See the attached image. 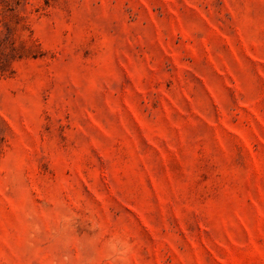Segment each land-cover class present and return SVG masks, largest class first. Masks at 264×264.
I'll use <instances>...</instances> for the list:
<instances>
[{
	"label": "rangeland",
	"instance_id": "obj_1",
	"mask_svg": "<svg viewBox=\"0 0 264 264\" xmlns=\"http://www.w3.org/2000/svg\"><path fill=\"white\" fill-rule=\"evenodd\" d=\"M0 264H264V0H0Z\"/></svg>",
	"mask_w": 264,
	"mask_h": 264
}]
</instances>
